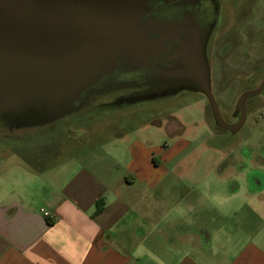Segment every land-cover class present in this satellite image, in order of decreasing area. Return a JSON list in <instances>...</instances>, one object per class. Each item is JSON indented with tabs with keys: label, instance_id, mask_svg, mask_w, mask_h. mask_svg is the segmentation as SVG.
I'll use <instances>...</instances> for the list:
<instances>
[{
	"label": "crops",
	"instance_id": "crops-1",
	"mask_svg": "<svg viewBox=\"0 0 264 264\" xmlns=\"http://www.w3.org/2000/svg\"><path fill=\"white\" fill-rule=\"evenodd\" d=\"M128 134L114 139L125 147L116 148L113 157L105 150L99 154L107 153L109 164L95 154L87 162L78 160L82 156L73 155L74 144L44 174L27 169L19 176L20 188L2 192L0 186V264H264L259 153L256 165L208 171H218L219 180L208 183V193L203 189L208 199L191 200L198 185H188V194L177 198L178 183L167 179L195 174L181 165L195 154L186 152L191 141L173 134L178 139L171 145H160L148 135ZM246 142L258 149L264 138L261 143L251 135L243 142L240 155L250 161L254 150ZM230 169L247 185L225 186ZM205 201L208 220L192 221Z\"/></svg>",
	"mask_w": 264,
	"mask_h": 264
},
{
	"label": "water",
	"instance_id": "water-1",
	"mask_svg": "<svg viewBox=\"0 0 264 264\" xmlns=\"http://www.w3.org/2000/svg\"><path fill=\"white\" fill-rule=\"evenodd\" d=\"M157 8L154 0H0V124L43 126L114 91L138 92L137 102L190 90L208 98L217 126L240 130L247 99L262 93L264 80L241 94L239 122H226L212 91L210 36L193 31L191 21L159 16ZM169 41L178 44L172 51ZM161 54L178 60L158 65ZM114 75L122 78L103 82Z\"/></svg>",
	"mask_w": 264,
	"mask_h": 264
},
{
	"label": "rangeland",
	"instance_id": "rangeland-1",
	"mask_svg": "<svg viewBox=\"0 0 264 264\" xmlns=\"http://www.w3.org/2000/svg\"><path fill=\"white\" fill-rule=\"evenodd\" d=\"M218 1L219 22L208 42L212 91L226 120L233 122L239 118L232 113L238 114L237 105L241 94L257 88L264 80V0ZM211 9L213 7L208 5V10ZM153 72L144 70L148 74ZM111 79L103 82L115 81ZM124 92L129 93L127 98L97 107L88 105V108L83 109L87 107L83 106V110L43 126L27 128L0 124L2 192L20 188L22 183L19 182V176L28 174L29 169L44 174L45 168L55 164L63 153L69 154V149L75 145L71 152L75 156H82L78 160L87 162L95 154L99 161L103 159L105 164H109L108 154H103L105 157L99 154L105 150L111 152L113 157L116 148L124 149V143L114 139L127 133L128 136L148 135L160 145H171L174 139H178L173 134H179L182 142L191 141L192 145L186 152L194 150L195 154L184 159L181 165L191 166L195 174L180 178L170 175L167 179L178 183L175 191L177 198L188 194L185 190L188 185H198L199 189L191 194V200L208 199L203 189L206 187L208 193V183L219 181L215 174L219 168L243 167L248 163L256 165L257 153L264 158V145L257 149L246 142V146L254 150L250 161L243 158L239 151L243 149V142L251 135H254L257 142L261 140L263 143L264 90L248 99L246 122L237 132L225 131L215 124L207 97L202 93L181 90L166 95L158 92L154 95L158 97H140L136 99L143 100L132 102V97L138 92L130 89ZM68 125L80 128L84 133L73 132V137L66 129ZM257 166L264 168V164ZM214 168L218 171L208 175V171ZM229 172L233 173L223 182L229 189L237 184H242L243 187L247 185L246 179L238 177L235 169H230ZM170 191L163 194L166 199L171 200ZM250 197L253 198L254 195L251 194ZM251 206L252 203H249L247 207ZM197 209L191 220H208V201ZM213 211H216V207Z\"/></svg>",
	"mask_w": 264,
	"mask_h": 264
},
{
	"label": "flooded vegetation",
	"instance_id": "flooded-vegetation-1",
	"mask_svg": "<svg viewBox=\"0 0 264 264\" xmlns=\"http://www.w3.org/2000/svg\"><path fill=\"white\" fill-rule=\"evenodd\" d=\"M157 4L158 8L156 9V14L162 17H166L170 20L180 21L182 23L187 24L191 21L193 24V31L194 29L198 31V33L201 35V37H207L210 35L212 36L213 31L217 28L219 16L217 13H219V1L218 0H172V2L169 5H164L165 0H154ZM208 5H211L213 7V10H208ZM215 13V14H214ZM187 35V32L185 30L180 32V37L184 39ZM178 46L177 42L175 41H169L166 44V49L168 51H172L175 49V47ZM207 55H208V44H207ZM178 60V57L173 54H161L154 58V61L156 64L160 65H169L172 64ZM151 70V69H148ZM153 71V70H151ZM119 77H109L118 80L119 78H122L120 75ZM111 79V80H112ZM129 94V93H128ZM127 94L125 92L122 93H112L107 94L103 96H95L93 97L88 104H86L83 109L88 108L89 106L94 105V107L101 106L102 104H110L114 103L117 100H122L123 97H126ZM250 98V97H249ZM248 98V99H249ZM104 99V100H103ZM108 100V101H105ZM247 99V101H248ZM208 100V98H207ZM89 105V106H88ZM247 106V103H246ZM81 109V110H83ZM79 110V111H81ZM221 111V110H220ZM222 114V112H221ZM234 117H239L237 121H227L224 115L222 114L224 120L230 124H236L239 122L241 114L238 112V114L234 115ZM215 121V120H214ZM245 125V124H244ZM243 125V126H244ZM242 126V127H243ZM219 127V126H218ZM71 128V129H70ZM220 128V127H219ZM67 131L74 137L75 133H84L82 129L74 128L72 125L67 126ZM223 129V128H221ZM225 131H229L226 129H223ZM85 131V130H84ZM231 132V131H229ZM75 139V138H74Z\"/></svg>",
	"mask_w": 264,
	"mask_h": 264
},
{
	"label": "built area",
	"instance_id": "built-area-1",
	"mask_svg": "<svg viewBox=\"0 0 264 264\" xmlns=\"http://www.w3.org/2000/svg\"><path fill=\"white\" fill-rule=\"evenodd\" d=\"M44 212V215L48 218V219H53V215L49 212V211H47V210H44L43 211Z\"/></svg>",
	"mask_w": 264,
	"mask_h": 264
},
{
	"label": "trees",
	"instance_id": "trees-1",
	"mask_svg": "<svg viewBox=\"0 0 264 264\" xmlns=\"http://www.w3.org/2000/svg\"><path fill=\"white\" fill-rule=\"evenodd\" d=\"M102 206H103V200L98 201V207H102Z\"/></svg>",
	"mask_w": 264,
	"mask_h": 264
}]
</instances>
